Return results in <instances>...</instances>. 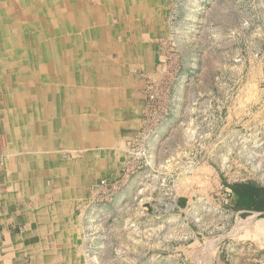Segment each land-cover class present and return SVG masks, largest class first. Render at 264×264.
I'll return each instance as SVG.
<instances>
[{
	"label": "rangeland",
	"instance_id": "obj_1",
	"mask_svg": "<svg viewBox=\"0 0 264 264\" xmlns=\"http://www.w3.org/2000/svg\"><path fill=\"white\" fill-rule=\"evenodd\" d=\"M147 5V23L119 20L137 114L90 145L89 179L58 219L73 241L63 264H206L213 241L237 231L221 213L228 183L264 184V0ZM84 153L64 156L82 166ZM45 178L33 194L54 209Z\"/></svg>",
	"mask_w": 264,
	"mask_h": 264
},
{
	"label": "bare ground",
	"instance_id": "obj_2",
	"mask_svg": "<svg viewBox=\"0 0 264 264\" xmlns=\"http://www.w3.org/2000/svg\"><path fill=\"white\" fill-rule=\"evenodd\" d=\"M147 1L154 4V0H0V111L10 121L6 155L19 165L15 175L9 171L10 182L25 184L37 178L42 182L44 174L54 177L56 195L72 196L61 201L60 209L81 196L96 161L90 145L99 138L110 140L114 128L126 126L123 114L133 118L137 114L124 67L128 44L120 36L125 25L119 20L150 21L148 16L157 13ZM115 17L118 23L112 25ZM137 45L140 49L139 41ZM78 150L85 152L86 165L65 158L67 151L75 155ZM187 166L191 171L192 164ZM59 249L49 251L61 255Z\"/></svg>",
	"mask_w": 264,
	"mask_h": 264
},
{
	"label": "crops",
	"instance_id": "obj_3",
	"mask_svg": "<svg viewBox=\"0 0 264 264\" xmlns=\"http://www.w3.org/2000/svg\"><path fill=\"white\" fill-rule=\"evenodd\" d=\"M0 114V264H63L67 259L63 257L64 243L68 246L70 241L68 238L66 242L64 236L67 230L61 229L58 220L65 213L64 208L60 209L62 198L58 196L60 202L55 210L50 209L43 198L37 193L33 194L36 189L34 183H40L41 178L25 184L8 180L9 171L15 175L19 165L14 166V161L8 160L10 157L6 155L10 150V121L9 115L6 116L2 111ZM45 177L48 176L44 174L43 181ZM227 189L229 192L221 195V199L229 206L221 213L236 221L233 230L237 228V231L231 239L223 236L213 241V253L207 252L205 257L209 258L206 264H264V184L237 181L228 183ZM68 194L64 196L63 193L62 197H69ZM225 195L229 197L225 198ZM59 228L60 241L50 242L49 234ZM57 246L58 249L61 246V255L58 253L60 257L49 251L50 247Z\"/></svg>",
	"mask_w": 264,
	"mask_h": 264
}]
</instances>
